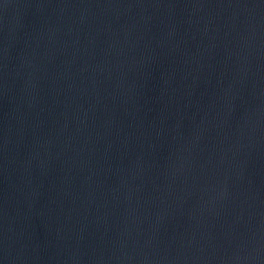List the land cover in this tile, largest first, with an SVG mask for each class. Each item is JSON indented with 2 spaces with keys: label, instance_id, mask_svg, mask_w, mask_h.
Instances as JSON below:
<instances>
[{
  "label": "water",
  "instance_id": "95a60500",
  "mask_svg": "<svg viewBox=\"0 0 264 264\" xmlns=\"http://www.w3.org/2000/svg\"><path fill=\"white\" fill-rule=\"evenodd\" d=\"M0 264H264V0H0Z\"/></svg>",
  "mask_w": 264,
  "mask_h": 264
}]
</instances>
